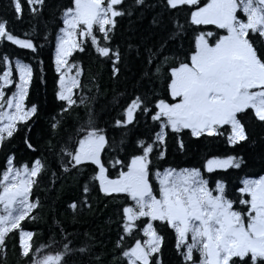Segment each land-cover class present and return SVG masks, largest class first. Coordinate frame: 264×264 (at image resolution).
<instances>
[{
	"label": "snow or ice",
	"instance_id": "1",
	"mask_svg": "<svg viewBox=\"0 0 264 264\" xmlns=\"http://www.w3.org/2000/svg\"><path fill=\"white\" fill-rule=\"evenodd\" d=\"M6 10L29 29L0 17V264L9 241L16 264H166L165 232L175 264H264V0ZM101 204L114 241L81 228Z\"/></svg>",
	"mask_w": 264,
	"mask_h": 264
},
{
	"label": "trees",
	"instance_id": "2",
	"mask_svg": "<svg viewBox=\"0 0 264 264\" xmlns=\"http://www.w3.org/2000/svg\"><path fill=\"white\" fill-rule=\"evenodd\" d=\"M8 0H0V17L9 20V26L12 28H15L16 32L18 35L23 34V32L27 31L29 29V21L28 18L26 17L23 21H16L12 18L10 12L6 10ZM9 52L15 51L17 54H22L24 53L25 50H20V49H15V46H12L8 49ZM49 51L46 49L45 52L42 55V58L44 59L45 62V73H46V78L48 81L47 86L41 85L38 82L34 83L33 85V99H39V101L42 104H50L52 102V96H51V91H52V76L53 73L49 69ZM87 62V61H86ZM197 151L196 146L193 145L192 151L189 153L188 157H176L173 161V163L180 164L181 166H185L186 162L187 163H195L196 160L199 159L197 155H194V153ZM255 155V153H252ZM250 172H258L259 171V166H255L253 168L249 169ZM38 194L40 195V199L42 202L46 201L48 197L45 195L44 192L41 190L37 189ZM100 208L102 209L101 212L97 214V217L95 218V223L92 222L91 218H82V224L81 228L88 227L91 225L93 229H95L97 226L101 227L104 229L105 233L108 234L111 238V240H115V226H112V231L111 233H108V229L105 227V223L108 220V216L110 214V209H103V205H100ZM46 211V209H45ZM43 214V213H42ZM26 228L29 230H34V226L32 224H26ZM165 244H164V259L166 261V264L168 261H172L173 264H175V257H174V251H173V244L174 240L171 238V236L165 232ZM39 242V240H37ZM111 247V244L108 245ZM12 243L9 241V251H8V264H16V257L12 252Z\"/></svg>",
	"mask_w": 264,
	"mask_h": 264
}]
</instances>
